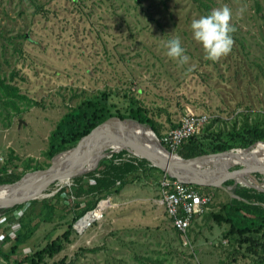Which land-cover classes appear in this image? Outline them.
<instances>
[{
	"label": "rangeland",
	"instance_id": "rangeland-1",
	"mask_svg": "<svg viewBox=\"0 0 264 264\" xmlns=\"http://www.w3.org/2000/svg\"><path fill=\"white\" fill-rule=\"evenodd\" d=\"M225 5L232 10L234 44L212 62L204 59L190 24ZM175 37L190 58L182 66L165 55L166 42ZM87 99L102 107L101 122H139L129 109L140 107L159 134L187 108L208 114V130L222 141L245 124L264 128V0H0V181L47 168L51 131L68 113L90 111ZM249 139L262 140L250 132L228 144L248 148L253 143L238 144ZM216 141L207 136L192 157L221 152ZM179 150L173 152L186 158ZM128 159L135 169L107 189L89 174L102 171L97 161L49 185L45 196L0 208V264H32L24 257L68 225L70 241L38 264H257L226 234L228 224L211 214L229 200L235 183L264 193V173H249L245 182L198 185L211 200L181 237L157 202L164 171L128 151L115 162ZM101 198L108 204L100 218L77 229L76 221ZM233 215L238 223L252 217Z\"/></svg>",
	"mask_w": 264,
	"mask_h": 264
},
{
	"label": "trees",
	"instance_id": "trees-1",
	"mask_svg": "<svg viewBox=\"0 0 264 264\" xmlns=\"http://www.w3.org/2000/svg\"><path fill=\"white\" fill-rule=\"evenodd\" d=\"M6 87L7 89L11 88L8 85H6ZM86 103V107L90 108V111L86 109L88 112L80 110L68 113L66 115L68 116V119H62L60 123L56 125L54 130L51 131L48 140L49 146L47 148V154L52 156L65 149L68 145L76 143L81 136L89 132L91 128L103 120V115L101 114L102 107L96 108V103H93L88 99ZM129 115L132 118L137 119L140 123L148 124L158 138L162 135L158 133L153 121L144 114L143 109L140 107H130ZM112 121H116V119L109 120L100 128H103ZM177 124L173 127L177 126ZM248 126L249 125L245 124L240 130L234 128V130L227 133V139H224V141H222L220 133L209 131V128L206 127L200 136H191L182 142L179 146V152H181V155L186 158L199 154L202 152L199 149H202L200 147L204 144L203 139L207 136L213 137L214 140H217L213 143L215 151H223L231 148L228 144L230 139L245 137L250 132L254 133L255 139L264 140V128L255 125L251 128ZM55 139H57L56 142L54 141ZM252 143L253 140L249 139L245 144L239 143L238 147H245V145H251ZM165 148L168 149L166 146ZM106 152L110 154V156H103L98 160V167L102 168L99 175L94 176L93 172H89V174L93 176L98 187L103 189H107L108 187L113 186L117 181H121L128 172L133 171L136 167V164L134 163L135 158L115 162L116 158L126 152L125 150H120L117 153H109V150ZM1 166L2 165H0V168ZM7 168L8 167L3 168L5 173L12 171ZM6 182L8 181H0V183ZM227 183L228 182L225 184ZM229 192L232 196L226 203L222 204L219 211L212 213L211 216L217 222L224 221L228 224L226 234L234 239L238 248H243L244 252L251 255L257 264H264V193L254 188L250 189L248 187L240 186L237 183L229 189ZM76 204H78V201ZM94 205L95 203L93 204V207ZM6 209L7 208H4V210ZM233 213L240 215V217H247L245 214H250L253 218L247 217V222L242 221L238 223L235 221V215H233ZM71 228V225H68L67 229L46 243L44 247L35 251L32 255H26L24 258L29 260L32 264H38L43 259L44 255L51 256L59 252L63 248L64 243L70 241L69 236ZM16 247V245H13L10 248V252H14ZM3 256L7 257L6 254H3Z\"/></svg>",
	"mask_w": 264,
	"mask_h": 264
},
{
	"label": "bare ground",
	"instance_id": "bare-ground-1",
	"mask_svg": "<svg viewBox=\"0 0 264 264\" xmlns=\"http://www.w3.org/2000/svg\"><path fill=\"white\" fill-rule=\"evenodd\" d=\"M95 135L108 139L127 141L132 145H142L151 151L154 156H157L164 161L173 160L178 162L180 160L179 155L175 154V152H168L159 147L155 142L154 135L149 127L144 126L137 121H112L103 128L97 129ZM84 147L85 149L87 148V150H90L86 157V162L88 163L86 169H91L95 166L100 154L103 153L106 148H104V145L101 146L99 143L96 144L95 141H91V143L88 142ZM114 149H117V147ZM73 154L74 153L71 154V157H73ZM61 158L62 156H58L56 164L59 163ZM154 161L158 162L156 159ZM249 165H253V167L264 165V141L257 140L248 148H234L228 152H219L214 155L201 157L195 160L192 168L180 167V169L186 175L196 173L197 171H210V174L206 176V180L212 184H216L224 178H235L245 182V175H248L249 173L243 172V170L241 172L231 173L229 169L234 166L247 168ZM42 175L43 169L26 172L22 175L20 181L13 182L9 185H0V196L16 190L26 189L35 184ZM63 181L65 182L68 180L64 179ZM102 203L100 204L101 206ZM103 204L105 205V202ZM99 209L100 208H96L91 212H87L86 215L78 221V229L87 225L92 217H98L100 213Z\"/></svg>",
	"mask_w": 264,
	"mask_h": 264
},
{
	"label": "water",
	"instance_id": "water-1",
	"mask_svg": "<svg viewBox=\"0 0 264 264\" xmlns=\"http://www.w3.org/2000/svg\"><path fill=\"white\" fill-rule=\"evenodd\" d=\"M113 119V118H111ZM105 120L103 122L98 123L93 128L89 130L86 134L81 136L77 142L64 150H61L60 152L56 153L51 158V163L48 165L47 168L43 169V175L41 178L32 186L16 190L13 192H10L6 195L0 196V208H7L12 207L21 203L28 202L29 200L35 199L37 197L45 196L46 193H44V190L48 188L49 185L52 183H63L64 179H69L74 174H77L79 172L85 171L86 165L88 164L86 162V157L89 154L90 150L85 149L84 145L88 144V142L91 143V141H95L96 144H100L101 146L104 145V148L106 150L100 154L99 158L102 156H105V154H108L106 151L109 150L113 152L112 150H125L128 151L138 157L144 158L149 160L154 166L159 167L162 169L165 173L169 174L170 176L178 179L181 182L195 184V185H219L222 181L226 180L225 178L222 181H219L216 184H212L211 182L207 181V175L210 174V171H197L196 173L186 175L182 172L180 167L182 168H192L193 164L195 163V160L206 157L209 155H214L217 153H211V154H203L198 155L196 157L192 158H182L179 156V161L175 162L173 160L164 161L160 159L157 156H154L151 151L143 147L142 145H132L131 143L127 141H122L118 139H108L104 137H98L95 135V131L102 127L106 122L109 120ZM119 121H123L122 119H119ZM140 123V122H138ZM144 125L143 123H140ZM145 126V125H144ZM152 134L154 135L155 142L158 144L159 147L164 149L165 151L171 152L168 149H166L160 142L154 131L149 128ZM95 135V136H94ZM117 147V149H114ZM234 148L224 150L221 152H228L233 150ZM73 154V157H71V154ZM176 154V153H175ZM58 156H62L61 160L58 164H56V160ZM158 162H155V159ZM97 163V162H96ZM243 172L246 173H264V165L255 166L252 168H243L238 167L236 169L230 170L231 173H237V172ZM37 171V170H36ZM22 177V176H21ZM21 177L14 181H20ZM67 182V181H65ZM64 182V183H65ZM11 183H3L0 185H9ZM87 212H85L77 221H79L81 218H83L86 215Z\"/></svg>",
	"mask_w": 264,
	"mask_h": 264
},
{
	"label": "built area",
	"instance_id": "built-area-1",
	"mask_svg": "<svg viewBox=\"0 0 264 264\" xmlns=\"http://www.w3.org/2000/svg\"><path fill=\"white\" fill-rule=\"evenodd\" d=\"M209 123L210 116L208 114L196 113L187 108L177 126L163 133L158 138L159 142L173 152L189 137L200 136ZM3 160V156L0 155V165L4 162ZM210 198L209 193L201 191L198 185L181 182L165 172L158 183L157 202L163 208L171 227L181 237H184L189 231L195 218L207 209ZM102 202H105V205ZM107 204L108 199L101 198L92 209L87 210V212H91L100 208V213L98 217H92L84 227L99 219ZM77 223L78 221H76Z\"/></svg>",
	"mask_w": 264,
	"mask_h": 264
},
{
	"label": "clouds",
	"instance_id": "clouds-1",
	"mask_svg": "<svg viewBox=\"0 0 264 264\" xmlns=\"http://www.w3.org/2000/svg\"><path fill=\"white\" fill-rule=\"evenodd\" d=\"M231 19L232 10L225 5L192 20L190 24L192 38L201 46L204 59L217 62L231 52L234 44L232 33L236 30L231 24ZM165 48V55L181 66L190 59L185 54L179 37L168 40Z\"/></svg>",
	"mask_w": 264,
	"mask_h": 264
}]
</instances>
